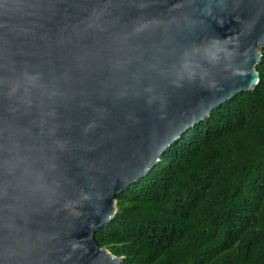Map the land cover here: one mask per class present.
<instances>
[{
  "label": "water",
  "instance_id": "water-1",
  "mask_svg": "<svg viewBox=\"0 0 264 264\" xmlns=\"http://www.w3.org/2000/svg\"><path fill=\"white\" fill-rule=\"evenodd\" d=\"M262 47L264 0H0V264H121L116 195Z\"/></svg>",
  "mask_w": 264,
  "mask_h": 264
},
{
  "label": "trees",
  "instance_id": "trees-1",
  "mask_svg": "<svg viewBox=\"0 0 264 264\" xmlns=\"http://www.w3.org/2000/svg\"><path fill=\"white\" fill-rule=\"evenodd\" d=\"M261 79L188 128L116 195L98 241L121 264H264Z\"/></svg>",
  "mask_w": 264,
  "mask_h": 264
}]
</instances>
